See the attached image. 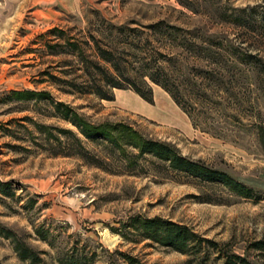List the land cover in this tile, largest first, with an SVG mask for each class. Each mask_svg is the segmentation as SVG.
Masks as SVG:
<instances>
[{"label":"rangeland","instance_id":"1","mask_svg":"<svg viewBox=\"0 0 264 264\" xmlns=\"http://www.w3.org/2000/svg\"><path fill=\"white\" fill-rule=\"evenodd\" d=\"M248 13L264 15V0H0V181L11 185L8 193L0 189V227L32 247L38 264H58L56 248L73 245L95 250L102 256L99 261L112 264H124L116 251L143 264H222L220 250L264 264V249L254 246L261 241L264 248V149L254 131L264 126V90L258 79L259 70L264 71V35L236 25L235 16ZM100 17L140 30L158 20L196 29L254 57L257 66L227 63L213 106L196 105L198 128L155 85L153 103L128 89L113 90L112 101L67 93L60 80L80 73L77 57L51 55L50 46L68 48L70 40L86 47L88 31ZM15 91L49 96L19 99ZM53 102L71 106L90 124L122 123L144 138L170 142L183 155L251 187L257 199L166 177L143 160L135 172H118L119 152L85 139L71 123L52 116ZM60 129L77 133L92 154L106 156L107 167L52 155L56 138L65 140ZM206 194L215 201L202 202ZM133 217L186 224L220 247L205 246L192 255L161 247L136 237L128 226ZM36 228L52 234L53 246L38 237ZM0 264L31 263L0 234Z\"/></svg>","mask_w":264,"mask_h":264},{"label":"trees","instance_id":"2","mask_svg":"<svg viewBox=\"0 0 264 264\" xmlns=\"http://www.w3.org/2000/svg\"><path fill=\"white\" fill-rule=\"evenodd\" d=\"M235 21L237 26L250 33L264 35V15L238 14ZM87 35L84 48L78 42L70 40L65 44L68 48L59 43L50 46L51 55L64 53L77 57V70L80 73L73 78L60 80L66 87L65 92L93 94L99 99L112 101L114 89H128L144 101L153 103L152 85H156L189 117L194 128L199 127L194 116L196 105L213 104V95L223 85L228 62L233 64L237 61L257 66L254 57L242 56L231 47L203 35L199 30L186 29L166 20L146 24L140 30L124 24H113L100 17L96 28L88 31ZM259 71L258 79L264 90V74H261L264 71ZM52 77L57 80L55 76ZM12 93L19 99L49 96L43 91ZM53 103L52 116L71 123L85 139L98 141L110 151L119 152L122 168L118 172H135L143 160L156 173L165 174L166 177L193 181L205 188L221 187L238 197L257 199L251 187L223 170L183 155L170 142L144 138L122 123L93 125L84 121L71 106L62 102ZM216 104L221 105L222 102L219 100ZM254 131L264 149V126H255ZM60 133L65 140L56 138L58 145L52 150V155L75 156L97 167H107L106 156L101 158L92 154L77 133L70 129H60ZM213 135L225 137L220 133ZM127 147L136 152H127ZM10 186L9 182L0 181L2 193H8ZM201 201L214 202L215 198L206 194L201 196ZM128 226L136 237L180 253L192 255L199 253L205 246L220 247L217 242L202 236L190 226L162 217H133ZM35 232L41 240L53 246L54 238L48 230L36 228ZM0 234L11 240L21 259L29 260L31 264L41 262L38 253L20 240L15 232L0 227ZM254 246L264 249L261 241L254 243ZM56 249L58 264L114 263L112 260L99 261L101 254L85 247L73 245ZM114 253L123 259L124 264H143L130 254ZM219 256L223 259L222 264H253L248 258L228 250H220Z\"/></svg>","mask_w":264,"mask_h":264},{"label":"crops","instance_id":"3","mask_svg":"<svg viewBox=\"0 0 264 264\" xmlns=\"http://www.w3.org/2000/svg\"><path fill=\"white\" fill-rule=\"evenodd\" d=\"M156 86V85H155ZM158 87V91H161L162 89L159 87V86H157ZM114 90H116V89H114ZM164 91V90H163ZM165 92V91H164ZM156 95V94H155Z\"/></svg>","mask_w":264,"mask_h":264}]
</instances>
